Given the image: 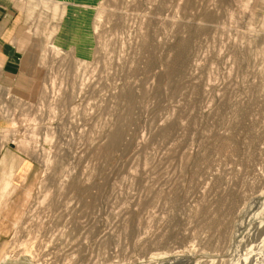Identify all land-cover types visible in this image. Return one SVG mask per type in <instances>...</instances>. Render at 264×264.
<instances>
[{
    "label": "rangeland",
    "instance_id": "obj_1",
    "mask_svg": "<svg viewBox=\"0 0 264 264\" xmlns=\"http://www.w3.org/2000/svg\"><path fill=\"white\" fill-rule=\"evenodd\" d=\"M0 2V264H264V0Z\"/></svg>",
    "mask_w": 264,
    "mask_h": 264
},
{
    "label": "crops",
    "instance_id": "obj_2",
    "mask_svg": "<svg viewBox=\"0 0 264 264\" xmlns=\"http://www.w3.org/2000/svg\"><path fill=\"white\" fill-rule=\"evenodd\" d=\"M15 17V13L0 2V86L18 80L25 69L23 56L12 42L19 33V21Z\"/></svg>",
    "mask_w": 264,
    "mask_h": 264
},
{
    "label": "bare ground",
    "instance_id": "obj_3",
    "mask_svg": "<svg viewBox=\"0 0 264 264\" xmlns=\"http://www.w3.org/2000/svg\"><path fill=\"white\" fill-rule=\"evenodd\" d=\"M252 219H253V217H252ZM252 219H251V220H252Z\"/></svg>",
    "mask_w": 264,
    "mask_h": 264
}]
</instances>
